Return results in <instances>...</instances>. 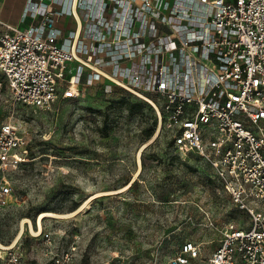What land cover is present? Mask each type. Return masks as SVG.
Here are the masks:
<instances>
[{
    "label": "built area",
    "instance_id": "obj_1",
    "mask_svg": "<svg viewBox=\"0 0 264 264\" xmlns=\"http://www.w3.org/2000/svg\"><path fill=\"white\" fill-rule=\"evenodd\" d=\"M27 19L18 28L0 18L11 99L46 110L64 83L103 81L148 103L176 153L198 156L251 221L227 225L206 260L187 243L172 264H264V0H27ZM26 145L12 121L0 124V166ZM7 196L12 188L0 186ZM0 262L26 264L17 245Z\"/></svg>",
    "mask_w": 264,
    "mask_h": 264
},
{
    "label": "rangeland",
    "instance_id": "obj_2",
    "mask_svg": "<svg viewBox=\"0 0 264 264\" xmlns=\"http://www.w3.org/2000/svg\"><path fill=\"white\" fill-rule=\"evenodd\" d=\"M0 81V124L12 121L27 138L17 162L0 166V186L13 190L0 199V242L12 246L25 218L38 228L40 214H56L40 236L25 227L16 245L26 264L66 255L69 264H172L187 243L205 260L227 225L251 227L198 156L176 153L148 103L103 81L66 82L38 110L15 103Z\"/></svg>",
    "mask_w": 264,
    "mask_h": 264
},
{
    "label": "crops",
    "instance_id": "obj_3",
    "mask_svg": "<svg viewBox=\"0 0 264 264\" xmlns=\"http://www.w3.org/2000/svg\"><path fill=\"white\" fill-rule=\"evenodd\" d=\"M26 3L27 0H4L0 5L1 20H3L5 23L9 25H12L13 27L25 28L30 26V24L32 23L30 19L23 21V15H24ZM60 25H61L60 27L68 31L69 29H73L75 24L71 18L67 17L60 22ZM199 263L204 264L201 261Z\"/></svg>",
    "mask_w": 264,
    "mask_h": 264
},
{
    "label": "bare ground",
    "instance_id": "obj_4",
    "mask_svg": "<svg viewBox=\"0 0 264 264\" xmlns=\"http://www.w3.org/2000/svg\"><path fill=\"white\" fill-rule=\"evenodd\" d=\"M138 161H139V165L141 167V165H142V162H141V153L139 154ZM130 186H131V184L129 186H126L124 189H128ZM93 198H94V196L92 198L88 199V201L85 202V204L79 210H81L85 206H87V204H89V202H91V200H93ZM48 216H56V214H54V213H42V214H40V217H39L38 222H37L38 228H35V224L29 218H25L22 221V223H21V232H20L19 236L16 238V240L14 241V243L12 244V246H5L4 244H2L0 242V249H2V250H8L11 247H14L18 243L19 239L21 238V236H22V234H23L26 226L28 227V229L30 230V232H31L32 235H34V236H40L41 233H42V229H43L42 228V221H43V219L45 217H48Z\"/></svg>",
    "mask_w": 264,
    "mask_h": 264
},
{
    "label": "trees",
    "instance_id": "obj_5",
    "mask_svg": "<svg viewBox=\"0 0 264 264\" xmlns=\"http://www.w3.org/2000/svg\"><path fill=\"white\" fill-rule=\"evenodd\" d=\"M134 185H135V184H134ZM134 185H132V187H133ZM76 209H77V208H76ZM73 211H75V209H74Z\"/></svg>",
    "mask_w": 264,
    "mask_h": 264
}]
</instances>
